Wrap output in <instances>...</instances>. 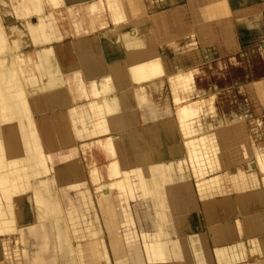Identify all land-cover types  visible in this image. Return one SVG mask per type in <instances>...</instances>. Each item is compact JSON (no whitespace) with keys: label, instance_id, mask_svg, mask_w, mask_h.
I'll use <instances>...</instances> for the list:
<instances>
[{"label":"bare ground","instance_id":"6f19581e","mask_svg":"<svg viewBox=\"0 0 264 264\" xmlns=\"http://www.w3.org/2000/svg\"><path fill=\"white\" fill-rule=\"evenodd\" d=\"M17 1L0 0V15H5L2 11L5 10L6 6L15 7L18 3ZM24 1L30 4L27 8L38 5L37 17L35 16V18H39V25L38 23L35 24L36 22L33 20H27V22L20 19L21 17L26 18L25 12H27V8L18 12L17 10L16 12L15 10L11 12L10 10L13 8L10 10L8 8L9 11H7L10 16L9 18H3H6L5 21H10V23L14 22L7 27L0 25V77H6L9 81H12L17 74L24 83L30 105L29 110L28 102H25L26 104L20 106L19 111L21 112H18L17 116L0 122L2 145L5 149L9 166L7 168V177L5 174H0V243L5 252V263L17 264L20 260L18 257L23 256L24 264H87L91 254L95 253V255H101V258L107 259L110 264H146L150 256L148 253L150 249L147 250L143 242L146 238L149 239L150 236L137 230L128 232L129 222L132 221L129 207L116 200L112 202L106 201L105 203L102 192L107 193L111 186L107 182L121 174H115L117 172L116 169L120 165L115 152V144L123 139H121L120 135L114 134L113 131L134 122V116H132L134 113L132 111L125 114L130 109V101L139 100L138 104L142 103V105L149 106L147 99H143L145 94L143 93L142 84H144L143 81L149 82L156 79L155 73L159 69L157 66L159 64L158 58L149 60V56L145 55V58L147 57L148 59H144L143 55H148L149 53L145 52L142 55L143 51L138 50L140 53L138 55H142L144 61L140 60L139 63L141 64H137L139 59H135V63L129 60V62L131 61L130 66L134 70L136 69V72L134 71L135 78L132 77L136 80L135 83L127 76V68L124 64H121L122 66L119 65L120 63L113 64L111 61L113 59L108 60L106 58L108 55L104 54L105 50L119 47L122 45L123 40L128 39L129 42L139 37L138 31L136 33H132L131 30L124 31L125 26L131 23L121 22L118 24L119 19L114 21V7L111 2L105 3L101 2L103 0H97L96 5L93 4L95 8L82 9L83 15H87L89 20L88 25L85 28H81L79 22L81 17L80 10L77 15L73 9L76 8L74 5L79 1L80 4L83 1L88 6V0H66L67 3H64L65 0ZM18 5H16L17 8ZM89 6L93 7L92 5ZM107 9H110V11H106ZM101 10L103 15V10L109 15L112 27H107L105 17L100 16L102 18L100 20ZM68 13H73V17L72 15L69 16ZM62 16L70 18L68 20L72 25L74 35H79L81 31L88 33L97 26L101 28L102 31L97 36L101 42L100 57L94 56L90 49H87L84 42L73 37L70 40L69 47H67L68 54L65 53L61 45L64 35L61 31L62 27L60 28L61 24H59ZM23 22L28 25L26 26V23L23 24ZM31 24L33 25L30 26ZM17 26L23 29L25 32L24 37L26 40L27 38L31 39V43L28 44L27 42L24 44L25 46H22L24 47L23 50L19 49L21 51L15 52L12 56V51L10 52V48L8 50L7 48L16 45H11L8 42L7 38L11 35H7L6 32L11 30L15 33V27L17 28ZM144 28L148 29L147 27ZM34 38H36L37 42L32 41ZM38 38H40V42H38ZM10 39L14 43L15 38L13 39L12 36ZM103 49L105 50L103 51ZM13 50H17V48ZM77 51L79 56L77 55L76 57L74 54H78ZM129 51L133 52V50ZM129 51H127V54L126 51L124 52L127 55V60L129 53H131ZM134 52L132 55H137ZM120 53L119 56L121 57ZM5 61L9 62L8 69L2 68V63H5ZM32 65H34L35 70L31 68ZM105 67L107 71H105ZM130 74H134L133 71ZM193 74H179L171 78L173 90L176 88L183 91L185 99L189 98V94L194 89ZM27 78L29 79L27 80ZM118 79L122 80V86L127 85L130 88L123 90L119 94H112V89L116 86L115 82ZM122 86L119 85L118 88H124ZM45 96L50 98V101L47 102L48 100L46 99L44 106L41 102ZM77 98H82L85 102L76 104L74 101ZM213 98V96L207 99L196 98L184 104L183 116L178 115L179 119H182V126L185 127V119L200 121V113L203 112L205 105H208L209 109L214 111ZM102 111L105 112L103 114L104 119H102V114L100 115ZM160 125H162L160 128L166 129L170 135L168 132L170 131L168 129L169 125L166 126V123H161ZM237 128L238 123L233 122L221 130L208 134L202 130L185 134V136H189L200 133L195 141L199 143L201 148L209 147L210 152L207 155L210 156L209 162L214 168L211 170L214 174L206 178V172H202V170L198 172L197 183L201 192H216L219 189V180L215 181L212 178L224 173L225 171L223 170L225 169L226 172L224 174L228 177L233 164L246 161L243 150L239 148L241 153L235 157L229 153L231 150L227 148L229 143H226L225 139L226 130L237 135ZM128 136L133 137L131 138V146L136 145L134 144L136 137ZM186 143H189V141ZM128 145L130 146L129 143ZM147 146L148 148L151 147L149 144ZM62 147L65 150L62 151ZM92 147L98 151L97 154L100 153L106 159L104 170L97 166L94 160L95 156L91 153ZM126 147L127 145L120 144L124 163L130 167L132 160L128 157L130 153ZM79 149L85 156L89 180L93 185L96 198L97 200L100 199L97 202L99 215L92 209L90 198L87 196L88 192H79L87 187V183H74L84 179L78 158ZM109 149L112 150V153H109ZM137 149L138 153L134 154L137 163L139 165L146 164L143 171L153 179L152 182H149L152 204L157 215L156 223L160 226L159 237L165 239L158 246L160 254L163 256L162 258L158 257L159 262H165L172 258L182 261L177 238L174 235H169L167 238L161 235L164 230L163 225H166L167 228L169 221H179L184 224L180 210L184 208L185 199L179 195V188L171 185L172 180L166 177L165 174L175 173L176 167L181 162H170L168 165L164 162L147 165L152 160L162 158L163 151L161 154L156 153L155 155L154 153V155H150L147 152L139 153L140 148ZM153 149L149 150L152 151ZM254 149L255 161L247 163L248 167L257 173H264V153L259 152L256 148ZM180 151L182 150L180 149ZM170 152L171 150H169V154ZM196 158H198V154H196ZM252 164H256L257 168L255 170H253ZM174 166L175 169H173ZM110 175H112V179H102V177L108 178ZM160 177L161 179H159ZM165 182L169 186H165ZM6 190L9 191V194ZM69 190H74L76 192L75 196H71ZM174 215H176L175 219ZM170 218L172 219L170 220ZM95 226L107 227L108 244L105 242V237L102 236L103 238L100 240L105 245L101 251L96 248L93 242H90L94 238L93 231ZM128 234H135L140 239H143L142 244H139L142 252L141 258L132 261L126 255V258L119 259L118 263L109 249L111 248V241L114 239L125 240ZM142 234L144 238H142ZM26 235L31 236L34 240L35 250L32 255H28L27 250L23 247ZM152 237L155 239L154 235ZM12 239H15L14 247L11 245ZM58 240L66 243L57 247ZM16 250L17 255L14 254ZM195 256L198 258V253H195ZM20 261L22 262V259ZM98 264H102L101 261H98Z\"/></svg>","mask_w":264,"mask_h":264},{"label":"rangeland","instance_id":"374dc122","mask_svg":"<svg viewBox=\"0 0 264 264\" xmlns=\"http://www.w3.org/2000/svg\"><path fill=\"white\" fill-rule=\"evenodd\" d=\"M19 1L20 0L17 1L19 5L18 3L16 4L18 5V8L16 5L15 7L6 6L7 9L5 8V10H3L4 12L2 11V13H5V15H2V16L0 15V17H2L0 18V25L7 27L9 24L11 23L13 24L14 21L10 23V21H5L6 18H3V17L9 18L10 15L8 11L10 9L13 8L12 10H10L11 12H13V10H15V12L17 10L18 12V11H21L22 9L27 8L30 5V4H27V2L24 0H21L20 2ZM144 1L146 4L149 5V9L153 11L155 8L154 5L156 1H159V0H144ZM212 1L213 0H208L207 4L211 3ZM214 1L217 2V8L219 9V11L226 10L225 0H214ZM79 2L78 4L80 7H76V5H74L76 7L73 9L75 14H77L79 10H82L84 8H89V7L95 8V5H96L95 3L97 2V0H88L89 5H92L93 7L89 5L87 6V4L84 3L83 1H81L82 4H80ZM101 2H105V3L111 2L114 7L113 8L114 9L113 10L114 21L116 19H119L120 21L117 22L118 24H120L121 22L131 23L130 25L125 26V28L129 27L128 29H130L131 27V32L136 33L138 31L137 33L139 35L138 39L136 40H131L129 42H128V39L123 40L124 43L122 42V45L119 46L120 48L113 47V49L110 48L111 50L103 49V51L105 50L104 54L108 55L106 56V58L108 60L113 59L111 60L113 63L120 62L121 64H124V66L127 68V71H126V74H128L127 76L134 83L136 82V80L133 79L135 78L136 69L134 70L133 67L130 66L131 61L129 62V60H132V63H135L136 60L139 59L137 64H141L139 62L140 60L144 61L142 58V55L145 52L149 54L148 55L144 54L143 55L144 59H148L147 57L145 58V55L149 56V60L150 59L154 60V58L155 59L158 58L159 64L157 66L159 69L155 74H156V78L158 77V75H159L158 78L162 76L161 78L163 79V82L159 85L158 89L154 87L153 89H150L151 91L150 90L148 91V98L150 101L152 100V104L155 105V108H157L158 112L161 114L159 119H167V118L175 119V115H176V123L180 131L178 133V136L180 139L179 143L183 146V150L180 151V147L178 146L177 149H171L170 156H173V158L170 159L169 161H158V160L153 161L152 160L148 162L147 165H152L154 163L158 164L161 162H164L168 165L170 162H174V163L175 161L181 162L180 165L176 167V169L174 166L173 169L176 170L175 173H172V172H170V174L165 173L166 177L172 180L171 185L176 186L181 191L186 190L187 185L185 183V179H188V177L191 175L195 181L194 183L196 186L197 194L199 195L201 200H205L206 198L217 194V192H207V191L201 192L199 184L197 183V179L199 178L198 172H200V170H202V172H206V175H205L206 178L214 174L211 171L214 168L210 165V162H209L210 156L207 155V153L210 152L209 147L205 146L201 148L199 146V143L195 141L197 136H199L200 134L199 132H198L199 134H192L189 136L188 135L185 136V134L193 133V131H198V130H202L203 132L208 134V133H211L217 130H221L226 125L236 122L238 123V128H237L238 131L241 128L243 131H245L247 135V139H246L244 132L239 131V136L242 138V141L239 142V144H243L245 142L246 144L245 146L239 145L238 147H235L234 149H230L231 151H229V153H231V155H234L236 157V155L241 153L240 150H243L245 154L244 156L245 160L249 161V163L255 161V149L254 148H256L259 152L264 153V43L261 42L262 40H259L256 43H253L248 46H233L231 44V41H233V38H232L233 34H232V31L230 30L231 23L227 21V24L225 27L224 22L222 24H217L214 21L210 20L207 24L208 27H207L206 32L196 34L195 36L188 38V39H181L177 41V47H176L177 50H175L174 48L169 49L168 48L169 46L166 47V44L163 43L164 46L161 48V54H162L161 56L164 60L167 61L166 65L169 63L171 64V66L173 65V68H174V69H169L171 72H167V70L165 71V67L160 57V54L153 48L152 39L148 40V43H150L148 44L146 42V39L140 36L141 33L148 32V29H145L144 27H148L146 25V21L151 16L150 13H148V11L146 10V7L141 2V0H103ZM36 3H39V2H36ZM64 3H67V1L65 0ZM81 5H85V6H81ZM37 7L38 5L27 8V12H25V14L27 15L25 17L27 19L26 18L24 19L23 17H21L20 19H22V21L23 20L25 21L33 20L34 22H36L35 24H37L39 22V18H35L36 13H37ZM106 11L109 12L110 9H107ZM106 11L103 10L104 15ZM207 12L209 13L210 16H213V19L216 18L217 12L214 11V8L212 6H208ZM100 14L101 15H99V18L101 20L102 18L100 16L104 18L102 10ZM68 15L69 16L72 15L73 17V13L72 14L68 13ZM204 17L206 19H209V16L207 15H205ZM24 23L26 22H23V24ZM33 24H31L30 26H32ZM64 24L70 25V22H64ZM27 25L28 24L26 23V26ZM148 25L151 29L154 28L155 33L157 35L162 34L161 31L159 32L158 27L153 26L152 22H149ZM168 26H169L168 23L165 22L164 28H167ZM6 34L11 35L10 36L11 38L13 36V39L15 38L14 43L12 39H10L9 36H8L9 38H7L9 40L8 42L11 43V45L12 44L16 45V46H13V47L10 46L7 48V50L10 48L9 49L10 52L12 51L11 52L12 56L15 54V52L23 50L24 47L22 46H25L24 44H26L27 42L28 44L31 43L30 42L31 39L29 40L27 38L26 40V38L24 37L25 32L23 31L21 27H18V26L17 28L15 27V33L14 31L12 32L10 30V31H7ZM58 35H61V34H58ZM225 35L228 37L226 38ZM188 40L190 42L188 48H185V50L183 48H179V47H182ZM227 40H229L230 42H227ZM32 41L37 42L36 38H34ZM40 41H41L40 38H38V42ZM127 42L128 44H126ZM16 48L17 50H13ZM129 50H133V52L135 51L134 53H137V55L134 54L135 55L134 57V55H132L133 52ZM138 50L143 51L141 56L138 55L140 54ZM174 50L176 51L175 53H174ZM125 51H126V54L128 53L127 51L131 52L128 55V60H127V55L124 53ZM115 53H117L118 55ZM119 53L122 58L119 56ZM151 53H154V54H151ZM77 55L79 56V53L74 54V56L76 57ZM175 55L179 58V62L174 63V61H171V59ZM111 61H108V62L110 63ZM8 64L9 62L7 61H5V63L3 62L2 68L8 69L7 68V66H9ZM183 65L186 66L187 68L182 67ZM32 66L31 68L35 70L34 65ZM128 66L130 67L131 70L129 69ZM132 71L134 74H130ZM179 74H190V75L193 74L194 89L191 92V94H189L188 96L189 98H187L189 99L188 101L183 96L184 94L183 91L178 90L176 88L173 90L171 78L172 76L176 77ZM28 79L29 78H27V80ZM5 82L6 80L4 79L0 80V85H2V88H3V89H0V93L2 92V90L3 92L5 91L6 93V90L8 89L9 91L15 90L16 94L15 96L9 95L10 102L8 103L1 102L0 106L2 110H5L8 106L11 108L18 109L20 106H23L24 104L28 102L26 88L24 86L23 81L17 74L15 75V79L9 82L8 86L7 84L6 85L4 84ZM146 82L147 81H143V83H146ZM115 87L116 86H114L112 89V94H119L120 92L123 91L121 90L123 88L121 87L115 88ZM122 87H124V90L130 88L127 85L122 86ZM172 96H173V99H172ZM211 96L214 97L213 98L214 100L212 99L213 101L212 104L215 110L211 111L209 109V106L205 105L203 107L204 108L203 112L200 113V118H199L200 121H193L191 119H185V127H183L182 121H181L182 119L180 120L178 117V115L183 116V105L187 104V102H189L190 100H194L196 98L197 99L199 98L207 99V98H210ZM29 97L31 96L29 95ZM144 98H146V96L143 97V99ZM43 99L41 103L45 106L46 99L48 100L47 102H49L50 98H46L45 96ZM134 102L139 103V100H135ZM27 104L30 110L29 102ZM167 109L170 111V113L163 114L165 110ZM174 111H175V114H174ZM101 114H102V119H104L105 117L103 116V114H105V112L102 111L100 112V115ZM147 123L145 122L144 124L147 125ZM166 126H168V124H166ZM188 131H192V132H188ZM226 131H227L225 135L226 143H229L230 145L231 143L235 141V139H238V134L234 135L228 130ZM0 136H1V142H2V135ZM150 136L151 134L146 135L147 138ZM127 138H128L127 139L128 143L131 146V138L133 137L127 136ZM187 141H189V143H186ZM120 142L118 141L115 144V152L118 157L119 164H120L119 168L116 169L117 172L115 174H118V173H121V174L116 176L115 179L107 182L108 184H111V186L107 193L102 192V197L105 203L106 201L112 202L116 200L117 202H121L123 205H127L129 207V211L131 213L130 218L132 219L133 224L128 226L127 230H129L128 232H131L134 230L136 231L137 229L135 226L134 216L132 215V212L130 209L129 201L136 200L138 198L142 200L149 199L150 201L149 200L148 201L153 206L152 198H151V189L149 187V182H152L153 179L149 177V175H147L143 171L144 165L146 164L139 165L136 159H135V163H137L138 165L134 166L133 161L132 163H130L131 164L130 167L124 163V159L122 158L123 156L122 150L120 148ZM130 146L128 145L126 147L128 148V151L130 154L133 153L134 155L135 153H138V149H134L132 152L130 149ZM231 146L232 145H230L229 147ZM149 149H152V147L148 148V150L139 149L140 150L139 153L147 152L150 155H154V153L155 155L156 153H159V154L162 153L161 150L159 151V149L157 150L156 148H154L152 151ZM108 151L109 153H112L111 149H109ZM8 153L10 154L9 151ZM196 154H198V158H196ZM228 155L231 156L230 154ZM81 156H83L82 152H81ZM193 156L195 157L193 158ZM109 161H111V159H109ZM84 168L88 169L86 165L84 166ZM207 172L209 173L207 174ZM2 174H5L7 177V170L5 172H2ZM102 179H105V178L102 177ZM106 179H109V180L112 179V175H110L108 178L106 177ZM159 179H161V177ZM156 180H158V178H156ZM232 181H233L232 179H229L225 182H221V181L218 182L219 188L221 190V194H225L231 190L237 191V194H238L239 189L234 188V186H236L238 183L236 184V183H233ZM80 182L87 183L84 179H81V181H77L74 183H80ZM92 186L93 185L91 183H87V187L80 190L79 192H83V191L88 192L87 196L88 198H90L92 209L96 211L97 215H99L100 212H99V208L97 207V202L100 201V199L97 200L96 198L95 200H93L89 192V190H91L92 193L94 192V188ZM165 186H169L168 183L165 182ZM257 187H260V186L258 185ZM6 192L9 194V191L6 190ZM156 218H157V215L154 214V218H153L155 222L154 232L150 233L148 231H143V230L139 231L147 236H150L149 239L146 238L144 242H143V239H140V237L136 236L135 234L134 235L128 234L125 240L124 239L123 240L114 239L111 241V248L109 249L110 251H112V256H114L117 259L118 263H119V259L126 258V255H128V258L132 261L139 260L142 255L139 244H142V242L146 246L147 250L150 249L148 250V253L150 255L148 257V262H155V261L159 262L158 257L160 256V258H162L163 256L160 254V251H159L160 248H158V246L160 245L161 241H164L165 239L159 237L160 236L159 235L160 226L158 223H156ZM170 222H168L167 228H166V225H163L164 230L162 231L161 235H163L165 238L175 233V231L171 229V225L169 224ZM173 225H175L176 229H178V227H182L185 224L179 221H173ZM93 232H94V238L91 239L90 242H93L96 248H98V250L101 251L103 250L102 248L105 245V243L101 242L100 239L105 237L104 232L107 233V227L103 226V228H101V227L95 226V229ZM143 234H142V238H144ZM152 235L155 236V239H153ZM25 239L26 240H24L23 247L27 250L28 255H32V253L35 250V246L31 240L32 237L29 235H26ZM14 241L15 239H12V242H11L12 247H14ZM65 243H66L65 241L58 240L57 247ZM14 252H15L14 254L17 255V250ZM239 253L240 252L238 249L237 254ZM4 254L5 252L3 251L2 245L0 243V264H6L5 263L6 256ZM90 257L91 258L89 260V263L87 264H98V261L99 262L101 261L102 264H110V262H108L107 259L101 258V255L98 256V254L95 255V253H93L91 254ZM18 258H20V260L22 259V262L19 260L17 264H24L23 256L18 257Z\"/></svg>","mask_w":264,"mask_h":264},{"label":"crops","instance_id":"0c3cea01","mask_svg":"<svg viewBox=\"0 0 264 264\" xmlns=\"http://www.w3.org/2000/svg\"><path fill=\"white\" fill-rule=\"evenodd\" d=\"M141 2L151 16L146 21L148 32H143L140 36L145 38L147 43L149 39H152L153 48L160 54L165 71L167 70V72H171L169 69L174 68L173 65L171 66L169 63L166 65L167 61L161 56V48L164 46L163 43L166 44V47L169 46V49L174 48L177 50V41L206 32L208 27L207 24L210 20L217 24H222L224 22L225 27L227 21L231 23L230 30L233 34V41H231V44L233 46H248L259 40H262L261 42L264 43V0H225V11H219L217 2L214 0L209 4H207L208 0H159L156 1L153 11L149 9V5L146 4L144 0H141ZM208 6H212L214 11L217 12L215 19L207 12ZM76 7H79L78 3H76ZM82 11L83 10L79 11L81 16L79 19H83L81 21L79 20V22L80 27L85 28L88 25L89 18L83 15L84 12ZM203 12L205 15L209 16V19L204 17ZM104 17L107 20V27H112L113 25L109 15L105 13ZM65 18L66 20H64ZM63 21L69 22L67 16H62L59 21L61 24L60 28L62 27L61 31L64 35V40L61 42V45L65 53L68 54L67 47H69L70 40L73 37L84 42L87 49H90V52L94 56L100 57L101 42L99 37H97L102 31L100 27L97 26L88 33L81 31L79 35H74L75 33H73L74 30L72 29V25L64 24ZM149 22H152L153 26L158 27L159 32L161 31L162 34L157 35L154 28L151 29L149 27ZM165 22L169 25L167 28H164ZM128 28L129 27L125 28L124 31L131 30V27L130 29ZM227 42L230 41L227 40ZM189 43L188 40L179 48L185 50V48H188ZM175 50L174 53L176 52ZM171 61H174V63L179 62V58L175 55ZM119 63L120 62H115L113 64ZM119 65L122 66L121 63ZM182 67L185 68L186 66L183 65ZM105 71H107L106 67ZM161 77L142 84L144 89L143 93L146 96L149 106L130 101L131 105H129L132 107L129 111H126L125 114L132 111L134 113L132 115L134 116V122L118 130H114L113 133L120 135L121 139H124L120 142L122 145L128 144V135L135 136L136 141L134 144L136 145L130 146L132 152L134 148L145 150L148 148L147 145L149 144L152 148L163 151V157L158 161H169L173 158V156H170L169 150L177 149L178 146L183 150V146L179 143L180 139L178 133L180 131L176 123V115L175 119H159L161 114L148 98V91L154 87L158 89L159 85L163 82ZM1 79L6 80L4 84L8 86L10 81L6 77H0V80ZM121 83L122 80H116V87L118 88L119 85L122 86ZM0 89H3L2 85H0ZM121 90H124V88ZM10 91L7 89L5 93V91L3 92L2 90L3 94L2 92L0 93V105L1 102H10L9 95L15 96L16 91ZM83 100L82 98H77L74 102L79 104L85 102V100ZM19 110L20 107L17 109L9 106L5 110H2L0 106V122L17 116V113L21 112ZM169 113L170 111L167 109L163 114ZM153 114L155 117H153ZM145 122L149 123L145 125ZM161 123L169 125L168 129L170 131L168 132L170 135L167 133L166 129L160 128V126H162L160 125ZM239 131L243 130L240 128ZM239 131L238 139H235L233 142L234 144L231 143L230 145L232 146L229 147V145L227 148L234 149L239 145L245 146L246 142L239 144V142L242 141V138L239 136ZM243 132L247 139L245 131ZM147 134H151V136L147 138ZM63 150L65 149L62 147V151ZM81 152L82 151L79 149L78 158L83 171L84 180L90 183L88 169L84 168L85 165L87 166L86 159L83 152L82 154L84 157L81 156ZM97 152L98 151L92 147L91 153L95 156L94 160L97 166L104 170L106 159H104L100 153L97 154ZM128 157L134 162V166L138 165L135 163L136 158L133 153L129 154ZM247 163L249 162L242 161L233 164L228 177L224 174L226 172V170H224V173L219 175L216 174L217 176L212 178L215 181L219 180L218 182H225L232 179L233 183H238L234 186V188L239 189L238 194L237 191L233 190L221 194L219 188L216 191L217 194L205 200H201L197 194L195 181L192 176L190 175L188 179H185L187 189L183 191L180 190L179 193V195L183 196L185 199L183 204L184 208L180 210L185 225L176 229L175 225H173V221H169L171 229L175 231L173 235L177 238L180 246L182 261L172 258L165 262L146 261V264H264V173L252 171ZM8 167L5 149L2 145L0 136V174L5 172ZM252 168L255 170L257 168L256 164H252ZM104 178L106 179V177ZM258 185L260 187H257ZM69 192L71 196H75L76 194L74 190ZM89 192L93 200H95V191L92 193V191L89 190ZM129 204L135 219L136 229L138 231L154 232L155 222L153 218L155 210L150 202L138 198L136 200H130ZM173 217L175 219L176 215ZM171 219L172 218H170V220ZM131 223L132 221L129 222L130 225ZM176 230L178 231L176 232ZM104 236L105 242L108 244L106 232H104ZM31 240L32 243H34L33 238ZM238 249L240 252L239 254H237ZM194 252L198 253V258L195 256Z\"/></svg>","mask_w":264,"mask_h":264}]
</instances>
